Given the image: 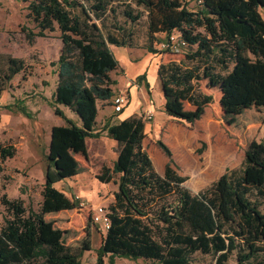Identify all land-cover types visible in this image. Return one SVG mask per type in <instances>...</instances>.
<instances>
[{"label": "trees", "instance_id": "16d2710c", "mask_svg": "<svg viewBox=\"0 0 264 264\" xmlns=\"http://www.w3.org/2000/svg\"><path fill=\"white\" fill-rule=\"evenodd\" d=\"M20 1L28 3L27 18L37 28L28 30L29 40L60 31V55L51 62L58 73L54 101L79 115L81 126L71 123L69 128L83 139L101 137L98 102L115 94L116 80L110 73L118 69L119 62L111 47H129L131 42L130 32L118 19L119 4L124 6L120 13L131 22L141 17L131 3L145 7L153 42L156 33L178 31L187 43L183 57L168 62H163L166 51L149 47L161 54L157 75L170 116L190 124L202 117L215 97L198 86L200 80L220 85L226 93L232 66L256 65L264 72V17L260 11L264 0ZM191 1L194 8L189 7ZM3 64L2 86L26 68L25 61L14 56H7ZM179 99L192 104L197 112L188 115L175 110ZM56 113L64 115L59 108ZM146 122L143 115L134 114L104 126L117 142V156L98 178L109 183L115 174L119 176L114 200L106 208L110 227L105 228L96 264H105L106 257L108 264H115L116 257L195 264L192 255L196 252L212 255L213 264H228L233 254L237 264H264V141L252 140L241 166L227 168L194 193L184 185L188 177L173 168V151L161 139L156 144L168 162L163 174L156 170L144 147ZM15 153L12 144H0V174L4 162ZM63 178L47 171L38 211L27 213L23 200L2 196L0 201L10 216L0 222V264H81L89 247L44 237L47 214L79 207L78 200L56 187Z\"/></svg>", "mask_w": 264, "mask_h": 264}, {"label": "rangeland", "instance_id": "374dc122", "mask_svg": "<svg viewBox=\"0 0 264 264\" xmlns=\"http://www.w3.org/2000/svg\"><path fill=\"white\" fill-rule=\"evenodd\" d=\"M131 4L134 12H141V17L131 22L120 13L124 6L117 5L118 19L130 32L131 42L129 47H111L119 67L110 73L116 80L113 85L115 93H128L129 103L118 116L113 112L111 99L99 101L97 120L102 128L101 137L83 139L69 128L71 123L81 126L79 115L70 107L54 101L58 73L51 62L60 55V31L29 40L26 33L28 30L37 31V28L27 18L28 3L0 0V144H12L16 148L15 155L3 164L0 200L6 194L10 199L23 200L27 213L38 211L47 171L50 169L61 174L64 178L55 184L56 187L75 200L80 196L79 202L84 201L87 205L47 214L48 228L44 237L64 241L74 247H89L81 258V264H96L97 250L105 229L92 221V214L97 206L109 208L114 200L119 176L115 174L109 183L98 178L104 166H113L117 156V142L107 135L101 123H117L120 117L129 113L145 117V112L153 109V118L145 117L144 147L153 159L156 170L162 173L168 158L156 141L161 139L169 145L175 162L173 168L180 175L188 177L184 185L194 193L201 190L203 183L201 168L192 164L198 162L203 166L210 148L224 143L229 151L227 161L221 167L235 168L241 166L245 149L252 140L264 141V72L258 71L256 65L232 66L227 78L230 88L226 93L221 91L220 85L207 80L198 81V86L212 93L215 100L194 124L168 115L164 87L156 75L161 54L149 50V47L158 48L166 35L156 33L153 42L147 10L134 2ZM189 7L194 8L195 2L191 1ZM260 11L264 17V8ZM7 56L22 58L26 68L2 86L6 74L3 63ZM182 57L183 53L166 52L163 62ZM141 75L145 77L139 80ZM134 81L140 82L136 84L137 87ZM147 83L151 90L147 88ZM165 89L171 91L169 87ZM57 108L62 110L63 116L56 113ZM174 109L188 115L197 112L196 107L181 99L176 100ZM186 142L190 143L184 151L181 146ZM0 211V222L3 223L10 213L1 201ZM192 260L195 264L214 263L212 255L200 252L194 253ZM105 264H108V257ZM115 264L159 263L144 258L116 257ZM228 264H237L234 254Z\"/></svg>", "mask_w": 264, "mask_h": 264}, {"label": "built area", "instance_id": "2783aa9c", "mask_svg": "<svg viewBox=\"0 0 264 264\" xmlns=\"http://www.w3.org/2000/svg\"><path fill=\"white\" fill-rule=\"evenodd\" d=\"M165 39L161 40L159 47L161 50L169 52L171 54H180L182 53L184 47L186 46V41L181 37L178 31H173L171 33H166ZM112 109L116 114L122 113L126 105L129 103V94L124 92H117L113 95L112 99ZM154 111L153 109H148L145 112V117L148 119L153 118ZM80 199V196L76 197V200ZM79 201V200H78ZM87 204L84 201L79 202L80 207H85ZM93 222L100 224L103 228L110 227V218L107 215L106 208L103 206H97L94 208L92 214Z\"/></svg>", "mask_w": 264, "mask_h": 264}, {"label": "crops", "instance_id": "0c3cea01", "mask_svg": "<svg viewBox=\"0 0 264 264\" xmlns=\"http://www.w3.org/2000/svg\"><path fill=\"white\" fill-rule=\"evenodd\" d=\"M156 75H157V72H156ZM158 76V75H157ZM160 80V79H159ZM137 82V81H136ZM135 83V81H134ZM138 83H135V86L137 87ZM162 84V82H161ZM162 87H163V84H162ZM165 87H168V86H165ZM149 90H151V86L149 85V87H147ZM170 88V87H169ZM164 89V88H163ZM171 89V88H170ZM120 92V91H119ZM151 106V105H150ZM149 106V107H150ZM208 107V106H207ZM206 107V108H207ZM125 110V108H124ZM123 110V112H124ZM132 113H129L128 115H125L123 117H120L119 120H123L125 118H128L131 115ZM121 114H119L118 116H120ZM107 121H105V123H101V126H105ZM157 123V122H155ZM97 129L98 131H101V127H99L97 125ZM146 131V130H145ZM189 143L190 142H186L185 144H183L181 146V149L182 150H187L188 147H189ZM162 151V150H161ZM182 151V152H184ZM229 151V149L226 147V145L224 143H219L217 146H215L214 148H210V150H208L206 152V158L204 160V164L202 166L201 163H194L192 165H194L195 167L197 168H201V175H202V188L206 187L207 185H209V183H211L212 181H215L217 180L226 170L228 167L224 166L223 168L221 167V164L224 163L225 161H227V152ZM183 157H185L184 155H182ZM167 157V156H166ZM153 160V159H152ZM162 166V164H161ZM166 167V166H165ZM163 168V166H162ZM204 168V169H203ZM230 168V167H229ZM165 170V168H164ZM160 173V172H159ZM164 171L161 173L163 174ZM201 188V189H202Z\"/></svg>", "mask_w": 264, "mask_h": 264}]
</instances>
